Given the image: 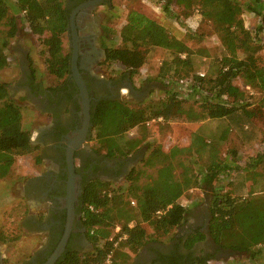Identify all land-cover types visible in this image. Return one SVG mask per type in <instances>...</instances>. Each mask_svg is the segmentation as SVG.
<instances>
[{"label": "trees", "instance_id": "obj_1", "mask_svg": "<svg viewBox=\"0 0 264 264\" xmlns=\"http://www.w3.org/2000/svg\"><path fill=\"white\" fill-rule=\"evenodd\" d=\"M164 4L166 13L173 5L183 11L196 9L220 40V55L200 77L193 72L191 49L145 15L130 12L118 34L104 28L107 64L120 65L131 79L145 66L153 49L170 52L171 59L162 64L158 75L165 97L137 106L114 100L94 107L91 143L97 154L110 160L129 159L145 146L149 154L128 175L124 186L101 181L85 186L83 224L93 251L69 252L56 264H105L109 256L111 264H131L132 257L150 241L170 238L185 226L189 209L180 199L195 189L212 197L209 234L217 246L253 258L264 249V172H253L264 161V154L248 162L242 169L247 172H233L238 170L239 149H228L225 157L222 153L235 133L245 147L264 136L256 124L264 116V61L260 57L264 0H164ZM245 12L258 19L254 31L244 25ZM69 16L62 0H0V72L10 66L7 52L11 42L27 27L42 48L48 74L58 81L66 79L71 55L63 50L62 36ZM32 75L33 82L37 81L35 69ZM236 80L257 95L244 91ZM183 85L187 93L178 88ZM8 88L0 81V180L9 175L17 158L35 151L23 108ZM158 119L163 122L148 125ZM176 122L186 123L178 133L192 130L189 144H176L165 151L148 142L150 130ZM36 162L41 164V158ZM239 173H245L251 182L246 195H236L240 175L234 178L232 174ZM160 211L166 213L157 216ZM117 229L119 233L114 235ZM205 239V234L196 231L188 235L184 248L191 251ZM212 259L188 257L182 264H208ZM169 260L180 263L175 252Z\"/></svg>", "mask_w": 264, "mask_h": 264}, {"label": "flooded vegetation", "instance_id": "obj_2", "mask_svg": "<svg viewBox=\"0 0 264 264\" xmlns=\"http://www.w3.org/2000/svg\"><path fill=\"white\" fill-rule=\"evenodd\" d=\"M95 1L66 0V7L70 10L67 33L71 55L70 74L67 78L52 89L45 87L38 79L33 82L32 73H25L14 86L8 88L12 98L33 108L36 117L42 120L39 124H43L30 125V128L34 126L31 142L35 148V157L41 158L43 169L36 171L38 173L34 176H27L17 182L22 200L27 206L33 202L36 207V213L29 211L23 219V228L40 236L43 241L39 249L21 264H47L60 247L63 250L58 260L69 252L84 254L89 247L93 249L83 224L85 186L93 181L123 182L134 170L130 167L133 160H110L97 154L91 145L94 107L102 101H124L122 97L132 95L131 91L134 94L145 91L144 87L138 90L133 86L129 74L123 73L116 78L109 75L106 78L98 72L97 69L109 66L102 24L106 17L100 16L101 14L95 17L93 15L98 6H106L111 0L93 6L92 2ZM73 15L77 31L76 44L71 27ZM75 45L78 53V73L86 88V97L82 94L71 67ZM21 55L19 59L22 61L26 56L25 52ZM18 94L22 96L15 98ZM85 105L88 106V117L85 114ZM87 124L89 132L84 133ZM71 151L73 168L69 162ZM207 208L205 206L188 214L187 218H192L195 224L186 222L184 227L177 230L178 235L173 243L168 246L151 244L145 247L143 250L148 248L147 256H140L134 264H171L169 257L174 252L179 257L178 264H182L188 257H228L231 252L217 246L209 234L211 214L210 207L209 210ZM196 231L205 234L206 239L195 245L191 251H187L184 242L188 235ZM149 247L154 252L149 251ZM3 258L5 259L0 252V264H4Z\"/></svg>", "mask_w": 264, "mask_h": 264}, {"label": "rangeland", "instance_id": "obj_3", "mask_svg": "<svg viewBox=\"0 0 264 264\" xmlns=\"http://www.w3.org/2000/svg\"><path fill=\"white\" fill-rule=\"evenodd\" d=\"M62 2L66 5V0H62ZM164 6V0H111L110 4L106 6H98L93 16L95 17L101 14L100 16L103 17V15H105L106 18L102 22L104 28H109L118 34L120 29L125 25L127 16L130 12L134 11L145 15L163 26L171 36L184 42L194 54L193 72L198 75H205L210 70L211 61L220 55V40L212 30L211 25L203 22L201 15L193 7L190 10L183 11V9H178L173 5L170 9V13H166L164 11ZM242 18L245 27L254 31L258 24V19L247 12L244 13ZM62 41L64 52L69 54L70 38L67 32L62 36ZM107 44L110 45L111 43L107 42ZM41 50L42 48L37 38L33 37L27 27H25L21 34L10 44V48L7 52L10 66L0 72V81L12 87L25 75V73L31 74L32 70L35 69L37 72V79L41 81L45 87L53 88L58 86L60 81L50 76L46 70L45 57L41 55ZM22 52H25L26 56L21 61L19 58L22 57ZM260 57L262 61H264V50L260 53ZM170 59L171 55L169 51L161 48L153 49L145 66L132 79L133 86L136 89L139 90L144 87L145 91H141L140 93L137 91L135 94L134 91H131L133 94L130 96L124 95L122 97L123 100L129 102L132 106H137L140 103H148L153 100L163 99L165 93L162 91L163 87L158 81V75L162 64ZM97 70L101 73L100 75H104L106 78H109V75L116 78L125 73L124 68L120 65H105L103 68ZM235 84L252 96L257 95L255 91L243 86L241 80H236ZM180 86L178 88H181L180 90L182 92L187 93V91H184L186 85ZM174 87L176 88V86ZM125 92L128 91L125 90ZM20 94L16 95L17 98L22 96ZM18 103L23 108V113L25 115L24 122L27 126H30L32 123H34V125L36 124L35 126H43V124H39L40 122L42 123V120L36 117L33 108L25 106L21 102ZM185 124L186 123L183 122H176L164 126V128H154L150 130L151 137L148 142L161 145L164 149H170L176 144L187 145L189 144V137L192 130L186 129L185 132L179 133L177 131L179 127H186ZM256 124L264 131V116L260 122ZM211 126L214 127L215 123ZM33 127L31 128V132L34 130ZM131 134H133V131ZM178 134L181 137L179 140L177 139ZM236 148L239 149L240 160L237 166L238 170L233 172H247L242 169L246 167L248 162L255 158L257 154H264V136H259L257 140L245 147L241 146L235 133L230 136L228 144L222 149L223 156L225 157L228 149L232 150ZM148 154V147H143L138 153L129 158L133 160L130 167L132 169L140 167ZM35 155L36 153H32L31 155L17 158L9 175L5 179L0 180V252L2 256H5V259L3 258L4 264H21L39 249L43 241L40 236L23 228V219L29 214V211L35 212L36 207L33 202L30 206L26 205L18 191L20 187L17 185V182L22 181L27 176H34L38 173L36 171H41L43 169L40 163H36V166L35 160L37 157H35ZM176 172L179 174L181 170L177 169ZM253 172L263 173L264 161L260 163ZM232 175L234 178L240 175L237 177L236 181V195H246V192L251 187L249 184L251 182L247 180V175L245 173ZM125 184V181H123L113 183V186L119 187ZM211 202V195L209 196L200 190H192L185 195V198L180 200V204L190 210L189 213L195 212L197 209L204 208L205 206H207V210H209ZM133 206L136 207L135 205ZM134 212H138V210L135 209ZM189 223L195 224V221L189 218L187 224ZM118 233L119 231H114V235ZM175 235H178V233H174V236ZM92 251L93 249L89 247L88 251L85 253H90ZM262 251L264 254V250ZM260 254L261 253L254 258L249 254H237L232 260L224 264H264V257L262 258ZM220 261L213 260L208 264H223Z\"/></svg>", "mask_w": 264, "mask_h": 264}, {"label": "water", "instance_id": "obj_4", "mask_svg": "<svg viewBox=\"0 0 264 264\" xmlns=\"http://www.w3.org/2000/svg\"><path fill=\"white\" fill-rule=\"evenodd\" d=\"M107 0H96L95 2H92L93 6H98L100 4H102L103 2H105ZM71 27H72V35L76 44L77 41V31L75 29V23H74V15L71 18ZM77 59H78V53H77V47L75 45V51L73 53V57L71 60V67H72V71L74 73L75 78L78 80L79 85H80V89L82 94L84 95V97H86V88L84 86V84L81 83V79H80V75L78 73V65H77ZM85 114L88 117V106L85 105ZM87 123H88V119H87ZM89 124L86 125L84 133L89 132V128L88 127ZM72 151L69 153V162H70V166L71 168H73V157H72ZM63 250V247H60L58 249V251L50 258V260L48 261L47 264H55L56 261L58 260V258L60 257V254Z\"/></svg>", "mask_w": 264, "mask_h": 264}, {"label": "crops", "instance_id": "obj_5", "mask_svg": "<svg viewBox=\"0 0 264 264\" xmlns=\"http://www.w3.org/2000/svg\"><path fill=\"white\" fill-rule=\"evenodd\" d=\"M17 96H15V98H16ZM25 116V115H24ZM165 151H168L169 150V148L168 149H164ZM195 190H198V189H195ZM183 198H185V196L184 197H182L181 199H183ZM180 199V200H181ZM183 206V205H182ZM210 207V206H209ZM190 211V210H189ZM188 214H189V212H188ZM188 214H187V216H188ZM189 218H187V220H188ZM175 234L176 233H178V231L176 230L175 232H174ZM174 233L171 235V237L170 238H167V239H164V240H161V241H150L149 242V244L147 245V246H149V245H151V244H162V245H165V246H168V245H170L171 243H173V239L177 236V235H175L174 236ZM146 246V247H147ZM262 250H264V249H262ZM149 251H152V252H154V250H153V248L151 249L150 247H149ZM147 252H148V248H147V250L145 249V250H142L138 255H136V256H133V258H132V261H131V264H134V263H136V261L138 260V258H140V256H142V255H145V256H147L146 254H147ZM238 253H235V252H231V253H229V256L228 257H225V259H212L210 262H212L213 260H222V261H220V262H222L223 264L224 263H228L230 260H232L233 259V257H235L236 255H237ZM260 256L263 258L264 257V254H263V251H262V253L260 254ZM5 257V256H4ZM209 262V263H210Z\"/></svg>", "mask_w": 264, "mask_h": 264}, {"label": "built area", "instance_id": "obj_6", "mask_svg": "<svg viewBox=\"0 0 264 264\" xmlns=\"http://www.w3.org/2000/svg\"><path fill=\"white\" fill-rule=\"evenodd\" d=\"M181 58H185L186 56L185 55H181L180 56ZM205 75L204 74H200V77H204ZM163 120L162 119H158V120H153L151 123H149L148 125H151L153 123H162ZM132 205H135L134 203H132ZM166 212L165 211H160L158 212L156 215L157 216H162L164 215ZM117 231H119V229H117ZM117 245V244H116ZM105 264H111V256H109V258L107 259L106 263Z\"/></svg>", "mask_w": 264, "mask_h": 264}]
</instances>
